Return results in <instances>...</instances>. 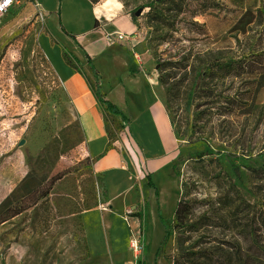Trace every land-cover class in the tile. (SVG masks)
Wrapping results in <instances>:
<instances>
[{"label":"rangeland","instance_id":"374dc122","mask_svg":"<svg viewBox=\"0 0 264 264\" xmlns=\"http://www.w3.org/2000/svg\"><path fill=\"white\" fill-rule=\"evenodd\" d=\"M122 1L129 12L142 10L137 19L155 66L159 64L158 79L162 74L169 82L171 92L163 88L180 144L175 164L181 177L176 178L179 186L188 182L193 204V227L188 229L177 225L168 203L161 208L170 237L158 263L264 264V256L253 253L250 234L254 230L264 245V79L258 75L256 81L243 83L227 65L248 54L261 30L244 34L246 26L237 28L239 10H264V0H177L181 10L167 12L165 21L158 17L165 8L159 0ZM151 2L157 7L144 9ZM56 43L62 45L58 26L33 1L21 0L0 16V221L7 219L0 223V264H88V241L96 251L91 264L110 246L113 255L109 251L107 264H138L142 259L155 264L157 240L162 231L164 235L155 192L146 179L144 193L138 180L128 207L98 195L99 175L85 135L46 54V45ZM209 50L213 61L204 67L195 57ZM216 57L222 59L217 62ZM199 67L210 74L204 81L207 91L195 93L187 112L196 80L193 69ZM237 88L243 92L244 109L234 114L225 98ZM111 121V144H121L119 149L135 165L123 123L117 117ZM137 132L136 143H142ZM150 140H156L152 133ZM225 152L246 158L250 167L240 168L243 184L233 170L237 161ZM158 179L164 186L165 179ZM173 185L176 196L181 188L176 181ZM236 188L249 203L238 212L237 224L225 206L235 203ZM167 193L172 200L171 191ZM136 201L145 208L143 221L133 216ZM133 237L140 239L137 256Z\"/></svg>","mask_w":264,"mask_h":264},{"label":"crops","instance_id":"0c3cea01","mask_svg":"<svg viewBox=\"0 0 264 264\" xmlns=\"http://www.w3.org/2000/svg\"><path fill=\"white\" fill-rule=\"evenodd\" d=\"M33 2L58 26L62 45H46V54L77 115L98 180L103 183L106 201L122 202L128 207L129 197L137 190V181L147 193L144 191L146 175L152 173L159 190L160 207H165L163 191L170 190L172 200L168 204L175 213L181 190L177 188L179 194L175 196L173 183L176 181L180 186L173 176V166L180 153V144L167 109L164 88L158 79L152 50L140 29L139 19H133L122 0ZM61 22L75 38L62 31ZM119 35L127 38L120 39ZM99 93L121 114H113L100 100ZM114 117L124 125L135 165L128 158L127 151L119 149L121 144H111V132L115 131L111 119ZM136 132L141 135L142 143H136ZM151 133L155 142L150 140ZM159 177L165 179L164 186L160 184ZM144 199L149 205L151 196L147 194ZM131 207L135 211L140 208L137 201ZM162 235L163 231L156 245L160 244ZM127 236L124 243H127ZM88 246L91 254L87 263L91 264L96 251L89 241ZM100 251V257L95 258L96 264H107L109 251L113 255L112 247Z\"/></svg>","mask_w":264,"mask_h":264},{"label":"trees","instance_id":"16d2710c","mask_svg":"<svg viewBox=\"0 0 264 264\" xmlns=\"http://www.w3.org/2000/svg\"><path fill=\"white\" fill-rule=\"evenodd\" d=\"M31 2L33 0H30ZM62 1V0H60ZM93 3H98L101 0H91ZM159 3L164 5L165 8L159 12L158 17H160L161 20L165 21L167 20L166 18V13L169 11H177L178 9L181 10V6H179L177 0H159ZM208 6L207 9L209 7ZM156 4L154 2L148 3L144 6L145 8H150V11L156 8ZM241 12L238 20V24H235L237 28L239 25H243L242 27L245 28L243 31L244 34L253 31L255 28H261L260 32H258V36L256 38V41L252 44L251 48L249 49V52L246 56H244L241 60H230L229 63L227 64L228 66H231V68L234 69L233 75L235 78L240 79L243 83H252L253 81L257 80L258 75H262L264 79V10L258 8L254 9L252 7H248L245 10H239ZM137 9H134L130 12L131 16L133 19H137L138 16L136 15ZM57 13L60 15L61 14V6L59 7ZM206 25L203 26L205 28ZM61 28L64 33L67 35L75 38L73 34H70L62 25L61 22ZM243 28V29H244ZM241 29V28H240ZM213 54L211 50L209 51H204L203 53L199 54V56L195 57L199 59L200 63L204 64V67L206 66L205 64L208 63L213 59ZM217 62H219L222 58H214ZM88 61L91 62L90 57L88 58ZM213 61V60H212ZM227 63V62H226ZM94 68V67H93ZM156 68L160 69L159 64L156 66ZM193 72L195 73V85L192 86L189 94V101H188V107H187V112H190L192 106L195 104V93L197 91H207L203 89L205 87V79L210 76V74H207V70L203 67L199 68H194ZM97 75V73H96ZM199 79H201L203 82H199ZM159 81L163 85V87L166 89L167 94L171 92V88L169 86V82L164 79L163 75L161 74L159 76ZM242 93L241 89L237 88L234 95L231 96L230 98H225L227 99V102L231 105V112L234 114L238 113L242 109H244V106L241 104L242 102ZM99 98L100 100L106 105V107L113 113V114H121V112L111 103L106 102L100 95L99 93ZM207 97L210 95L206 94ZM170 104L169 100H167V109L169 110ZM231 114V113H228ZM123 120L126 121V117L123 116ZM225 155L228 156L229 158L232 157L234 160L237 161L236 163H233V170L234 173L236 174L237 178L240 180V184H243L242 180V175L240 168L241 167H250L247 162L246 158L244 155H239L233 152H225ZM200 160V158H199ZM262 169V168H261ZM173 176L174 177H181V171L178 169L177 165L174 164L173 166ZM147 178V184L151 190L155 192V198L158 206V216L160 218L161 223L164 226V235L162 240L160 241V244L156 250L155 253V264L158 263V258L162 256L164 246L166 245L169 237H170V229L166 225V220L162 217L161 213V207H160V202H159V190L158 187L155 183V178L152 173H148L146 175ZM180 188L182 190V193L179 197V201L177 203V207L174 213V221H176L177 225H179L182 228L188 229L189 227L192 228L193 225L190 223V215H191V210L193 209V204H192V199L190 198V186L188 182L186 181H181L180 182ZM234 200L235 203L231 205L232 200L228 201L225 203V206L230 207V210L233 215L234 222L237 224L238 223V212L241 211L243 208L247 207L249 203L246 201L244 196L242 195L241 191L236 188L234 191ZM23 210H19L18 212L14 213L11 217H15L19 215ZM145 208H140L137 212L133 214V216L137 217L139 220L143 221L145 218ZM7 221V219H3L0 221V223H3ZM254 229V227L252 228ZM242 233L245 234V238H248L249 235L252 233V245L255 247V250H253V253H257L258 256L263 257L264 256V245H262V241H259L256 237V233L254 230H252L249 233H247L246 228L242 229ZM251 247V246H250ZM251 249V248H250ZM237 250V256H240V251L241 247L238 246L236 248ZM138 264H146V261L144 259L139 260Z\"/></svg>","mask_w":264,"mask_h":264},{"label":"built area","instance_id":"2783aa9c","mask_svg":"<svg viewBox=\"0 0 264 264\" xmlns=\"http://www.w3.org/2000/svg\"><path fill=\"white\" fill-rule=\"evenodd\" d=\"M21 0H0V16H3L14 9L17 5H20ZM120 39L127 38L124 35H119ZM97 192L99 196H104V186L101 180L96 182ZM131 248L134 252L138 253L139 249L141 248L140 239L133 237L131 240ZM138 255V254H137Z\"/></svg>","mask_w":264,"mask_h":264},{"label":"bare ground","instance_id":"6f19581e","mask_svg":"<svg viewBox=\"0 0 264 264\" xmlns=\"http://www.w3.org/2000/svg\"><path fill=\"white\" fill-rule=\"evenodd\" d=\"M169 194L166 191H163V204L166 205L170 200H168Z\"/></svg>","mask_w":264,"mask_h":264},{"label":"water","instance_id":"95a60500","mask_svg":"<svg viewBox=\"0 0 264 264\" xmlns=\"http://www.w3.org/2000/svg\"><path fill=\"white\" fill-rule=\"evenodd\" d=\"M141 13H142V10L140 9V10H138V11L136 12V15H137V16H140Z\"/></svg>","mask_w":264,"mask_h":264}]
</instances>
